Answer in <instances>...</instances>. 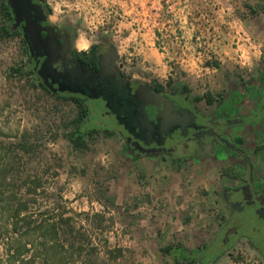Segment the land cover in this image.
I'll return each mask as SVG.
<instances>
[{
  "label": "rangeland",
  "instance_id": "374dc122",
  "mask_svg": "<svg viewBox=\"0 0 264 264\" xmlns=\"http://www.w3.org/2000/svg\"><path fill=\"white\" fill-rule=\"evenodd\" d=\"M228 2L256 42L262 43L257 69L236 56L229 62L219 60L214 71L188 70L192 64L180 62L171 66L170 74L159 73L120 45L113 30H68L74 41L84 32L92 45L114 46L127 75L186 87L187 96L201 111L212 113L227 102L226 108L238 118L230 134L250 155L258 177H264V0ZM42 3L49 9V19L60 25L63 19H53L50 0ZM104 37L109 39L103 42ZM197 49L201 54L209 48L200 44ZM25 60L19 36L0 37V166L2 159L12 162L9 180L0 188V264H8V243L24 242L35 257L27 264L45 260L49 264H264L263 221L252 207L237 211L236 221L246 224L236 234L230 231L225 242L228 208L221 194L234 183L229 178L233 160L172 163L160 157L129 158L122 138L103 131L93 114L85 127L99 133L89 139L87 151H77L66 138L70 127L62 125L75 117L76 104L31 88L25 77L13 71ZM206 93L212 101H206ZM22 138L40 144L23 150L17 146ZM7 197L27 202L22 215L31 221L41 219L46 224L48 217H69L72 240L44 249L37 238L41 229L26 234L20 230V236L12 228L15 218L13 208L5 204ZM219 227L213 240L211 230ZM164 247L170 248L168 254L160 251ZM176 250L196 261H176Z\"/></svg>",
  "mask_w": 264,
  "mask_h": 264
},
{
  "label": "flooded vegetation",
  "instance_id": "af4514ba",
  "mask_svg": "<svg viewBox=\"0 0 264 264\" xmlns=\"http://www.w3.org/2000/svg\"><path fill=\"white\" fill-rule=\"evenodd\" d=\"M31 1L41 5L40 21L43 16L46 20L47 27L42 28L39 33L41 41L56 42L57 55L52 62L55 72H70L75 66L80 68V73L75 75L72 73L75 83L70 85L57 79L55 91L50 90L49 84L37 80L34 74L36 81L55 96L73 95L83 103H88L90 114L87 122L90 121V115H98L95 124L103 131L121 137L124 153L129 158L160 157L172 163L221 157L228 161L233 160V170L229 178L234 183L223 188L221 194L228 208V215L223 223L224 229L236 234L237 229L244 227L246 223L236 221L235 214L239 210L252 207L263 221L264 234V177H258L250 155L237 138L230 134L233 122L238 118L233 109L226 108L228 103L220 105L218 110L212 113L201 111L193 105L181 86L152 84L123 73L119 69L117 56L109 63L111 69L120 74L124 82L119 83L116 77L107 74L100 77L90 76L98 70V60L105 56L109 46L99 47L95 52L94 61L79 56L72 45L75 37L73 32L53 23L49 19L48 8L41 1ZM13 23L14 19L12 28ZM15 29L21 31L23 38L22 29L19 26ZM24 45L28 55L26 62L32 66L33 71L35 59L30 56L25 40ZM63 86L68 87V90L59 91ZM144 100L153 104L167 102L190 111L192 115L183 117L179 121L180 124H164L160 119L144 123L140 121V116L144 115L142 112ZM231 105L233 108V103ZM145 150L149 152L146 154ZM230 208L233 212L229 216Z\"/></svg>",
  "mask_w": 264,
  "mask_h": 264
},
{
  "label": "crops",
  "instance_id": "0c3cea01",
  "mask_svg": "<svg viewBox=\"0 0 264 264\" xmlns=\"http://www.w3.org/2000/svg\"><path fill=\"white\" fill-rule=\"evenodd\" d=\"M228 1L67 0L72 7L62 10L60 25L73 30H113L120 45L128 47L131 54L159 73L170 74L171 66L180 62L192 64L188 70L214 71L219 60L229 62L236 56L245 58L247 64L257 69L262 43L256 42ZM200 44L208 47V52L200 54ZM202 61L204 66L199 67ZM219 231L220 227L211 230L213 240Z\"/></svg>",
  "mask_w": 264,
  "mask_h": 264
},
{
  "label": "trees",
  "instance_id": "16d2710c",
  "mask_svg": "<svg viewBox=\"0 0 264 264\" xmlns=\"http://www.w3.org/2000/svg\"><path fill=\"white\" fill-rule=\"evenodd\" d=\"M43 2V0H39ZM49 10V9H48ZM12 22H13V15L11 12V9L7 3V0H0V37H11V36H19L20 40L23 44V52L26 56L27 51L26 47L24 45V40L21 35L20 30H14L12 28ZM99 45H91V47L88 49L87 52H77V54L81 57H88L90 61L95 60V52L99 50ZM27 59V58H26ZM13 71L17 74H19L22 77H25L28 84L31 86V88H39L45 93L51 95L54 98H58L61 100H70L76 104L77 107V114L73 119L68 121L67 123H63L64 129L69 128V131L66 133V138L68 139L69 143L71 144V147L77 151H87L89 149L88 141L91 139L94 134L99 133V130L97 128L93 127H85L88 122L87 119L90 114V106L88 103H83L82 100L78 99L77 97L73 95H58L55 96L53 93L49 92L41 83L36 81L34 77V73L32 71V66L28 65L26 60L22 63L17 64ZM183 91L186 93L187 88L182 87ZM207 102L212 101V98L209 93H206L204 95ZM198 100V98H196ZM61 126V124H60ZM40 143L35 142L34 144H31L30 142H27L24 138H22V141L18 142V147L25 149H31L36 148L39 146ZM2 159V158H1ZM3 166H0V188L7 184L9 178H8V168H11L12 162L8 161V159H2ZM5 165V166H4ZM8 165V166H7ZM35 190V189H34ZM7 206H11L13 216H14V222L12 223V228L15 232H20L19 235L21 236V231H23V234L28 233L29 231H36L38 229L40 230V234L37 235L38 240H40V246L41 248L46 249L47 247L54 248L57 245V242L62 240L64 241H71V231L72 226L70 225L69 217L63 218L61 215H57L56 217H48L47 223L43 224L45 220L39 219L38 222H35L34 220H30L27 217H25L23 214V211L27 210L28 205L27 202H21L17 201L11 197H7L5 201ZM1 203V202H0ZM11 204V205H10ZM4 208V206L2 205ZM21 222L20 225L18 223ZM42 232V233H41ZM35 247L36 245L33 244ZM33 247V248H34ZM160 251L162 253H169L170 248L164 247L161 248ZM29 253L28 257H25V254ZM46 253V251H44ZM5 256L8 259V264H27V262H34V254L33 250L30 251V247L28 246V243L24 242L18 246H14L12 243H8L5 247ZM175 260H183L186 258L188 263L196 261V258L193 256H190L188 253L185 254L182 250H176L174 252ZM214 259V258H213ZM212 259V260H213ZM43 264H49L46 260L43 262ZM55 264V263H51Z\"/></svg>",
  "mask_w": 264,
  "mask_h": 264
},
{
  "label": "water",
  "instance_id": "95a60500",
  "mask_svg": "<svg viewBox=\"0 0 264 264\" xmlns=\"http://www.w3.org/2000/svg\"><path fill=\"white\" fill-rule=\"evenodd\" d=\"M11 9L14 23L13 28L18 26L23 31V38L28 46L30 56L35 59L34 74L37 80L43 84L50 85V90L55 91L57 79L65 81L67 84L75 83L72 73H80L78 66L73 67L70 72L56 73L52 67V62L56 52V42L47 41L43 43L40 39L39 33L42 28H46L45 17L40 21L41 5L35 4L31 0H7ZM117 56V50L114 46H109L105 56H101L98 60V70L92 73V77H100L104 74L114 76L119 83L124 82L121 75L115 73L111 69L110 60ZM107 72V73H106ZM68 90V87H60L59 91ZM143 116H140L141 122H149L152 119H160L164 124H180L183 117H191L192 113L188 110H183L180 107H175L167 102L160 101L159 103H150L147 100L142 102ZM145 112V113H144ZM182 126V125H180ZM146 154L149 150H145ZM233 209L230 208L229 216L232 214ZM228 232L225 235V242L227 241Z\"/></svg>",
  "mask_w": 264,
  "mask_h": 264
},
{
  "label": "clouds",
  "instance_id": "9594fccd",
  "mask_svg": "<svg viewBox=\"0 0 264 264\" xmlns=\"http://www.w3.org/2000/svg\"><path fill=\"white\" fill-rule=\"evenodd\" d=\"M50 7L53 11V19H58L63 9H70L72 5L67 0H50ZM92 45V40L84 33L79 32L74 41V47L77 52H87Z\"/></svg>",
  "mask_w": 264,
  "mask_h": 264
},
{
  "label": "built area",
  "instance_id": "2783aa9c",
  "mask_svg": "<svg viewBox=\"0 0 264 264\" xmlns=\"http://www.w3.org/2000/svg\"><path fill=\"white\" fill-rule=\"evenodd\" d=\"M196 39H197V41H198V37H196ZM158 48H159V50H163V45L162 44H160V42H159V44H158ZM118 65H119V69L123 72V73H129V71H128V69L124 66V65H121L120 63H118ZM251 264H257V263H251Z\"/></svg>",
  "mask_w": 264,
  "mask_h": 264
}]
</instances>
